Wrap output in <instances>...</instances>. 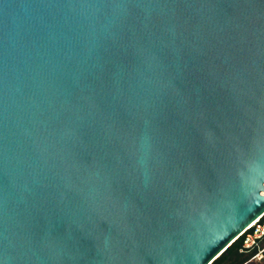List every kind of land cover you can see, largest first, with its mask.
Segmentation results:
<instances>
[{
    "label": "water",
    "instance_id": "95a60500",
    "mask_svg": "<svg viewBox=\"0 0 264 264\" xmlns=\"http://www.w3.org/2000/svg\"><path fill=\"white\" fill-rule=\"evenodd\" d=\"M264 213V0H0V264H211Z\"/></svg>",
    "mask_w": 264,
    "mask_h": 264
},
{
    "label": "trees",
    "instance_id": "16d2710c",
    "mask_svg": "<svg viewBox=\"0 0 264 264\" xmlns=\"http://www.w3.org/2000/svg\"><path fill=\"white\" fill-rule=\"evenodd\" d=\"M251 231V230H249ZM245 234L239 236L220 256H218L211 264H244L256 254L257 250L242 249ZM248 262L247 264H249ZM259 264H264V255L259 260Z\"/></svg>",
    "mask_w": 264,
    "mask_h": 264
},
{
    "label": "built area",
    "instance_id": "2783aa9c",
    "mask_svg": "<svg viewBox=\"0 0 264 264\" xmlns=\"http://www.w3.org/2000/svg\"><path fill=\"white\" fill-rule=\"evenodd\" d=\"M251 230V231H249ZM245 234L242 249H256L264 251V213L259 216L256 221L250 225L241 235ZM244 264H247L244 263Z\"/></svg>",
    "mask_w": 264,
    "mask_h": 264
},
{
    "label": "rangeland",
    "instance_id": "374dc122",
    "mask_svg": "<svg viewBox=\"0 0 264 264\" xmlns=\"http://www.w3.org/2000/svg\"><path fill=\"white\" fill-rule=\"evenodd\" d=\"M259 249L260 250L248 260V262H250L249 264H259V260H261L264 255V251L261 250V247Z\"/></svg>",
    "mask_w": 264,
    "mask_h": 264
},
{
    "label": "bare ground",
    "instance_id": "6f19581e",
    "mask_svg": "<svg viewBox=\"0 0 264 264\" xmlns=\"http://www.w3.org/2000/svg\"><path fill=\"white\" fill-rule=\"evenodd\" d=\"M255 221H256V219L252 222V224H253ZM252 224H251V225H252Z\"/></svg>",
    "mask_w": 264,
    "mask_h": 264
}]
</instances>
